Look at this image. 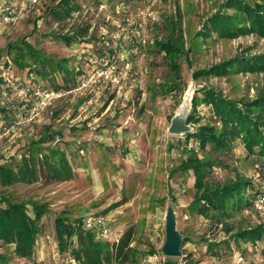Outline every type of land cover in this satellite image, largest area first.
<instances>
[{"label": "rangeland", "instance_id": "rangeland-1", "mask_svg": "<svg viewBox=\"0 0 264 264\" xmlns=\"http://www.w3.org/2000/svg\"><path fill=\"white\" fill-rule=\"evenodd\" d=\"M59 1L43 0L9 28L0 27V61L8 60L3 70L7 69L9 79L56 93L46 108L32 116L30 103L25 107L15 91L5 88L7 98H0V164L21 165L28 155L54 158L62 151L73 175L68 181L46 179L41 166L36 182L0 184V198L46 208L33 258L60 257L54 233L57 217L74 223L94 214L107 219L110 236L103 239L110 243L118 241L129 227L135 229V262L125 264H264V241L236 247L229 240L227 248L223 242L229 235L221 226L195 213L194 177L191 171H174L194 144H186L183 135L167 132L175 113H192V96L201 87L238 101H251L264 93V69L198 80L192 77L198 70L234 57L264 56V38L201 34L212 16L231 12L229 0H79L82 10L62 26L45 10ZM242 1L253 5L260 0ZM74 23L87 29L85 38L66 46L59 36ZM91 32L95 38L87 42ZM163 35L177 38L183 49L177 59L181 67L177 93L162 89L168 70L161 56L152 51L153 41ZM25 44L41 50L42 58L50 59L47 63L66 58L70 69L81 66L77 87L56 91L54 87L62 85L59 75L50 85L29 75L27 68L19 69L12 58L16 48L23 50ZM95 46L113 53L98 57ZM200 101L194 112L197 122L188 124L191 131L212 123L211 111ZM238 143L224 167H214L208 178L221 182L239 174L264 190V159L246 154ZM115 203L119 205L112 208ZM167 211L173 213L182 241L188 239L181 243L179 258L161 253ZM240 221L255 222L248 211L230 220L235 225ZM205 243L219 245V255L207 254ZM0 253L9 258L1 264L27 262L14 257L10 247L0 246ZM186 255L190 260L185 262Z\"/></svg>", "mask_w": 264, "mask_h": 264}, {"label": "trees", "instance_id": "trees-1", "mask_svg": "<svg viewBox=\"0 0 264 264\" xmlns=\"http://www.w3.org/2000/svg\"><path fill=\"white\" fill-rule=\"evenodd\" d=\"M42 1L39 0L36 6L41 5ZM227 6L231 12L212 16L203 25L205 30L201 33L203 36L215 33L224 39H231L244 34H254L264 38V0L253 5L242 0H229ZM45 10L53 22L62 26L75 12L82 10V5L79 0H60L54 6H46ZM86 31L87 29L74 23L59 37L66 46H70L84 39ZM88 38L87 42H90L92 38H95V34L91 32ZM24 47L23 50L16 48L12 58L19 69L27 68L29 75L33 74L36 78L47 80L49 84L55 80L56 74L59 75L62 85L54 87L53 90L56 91L64 92L77 87V76L83 74L81 66L70 69L66 58L47 63L50 59L46 56L42 58L41 50H36L28 44ZM7 48L11 49L8 45ZM95 51L98 57L108 52L113 53L105 47L95 46ZM152 51L161 56L168 70L161 85L162 89L170 94L177 93L181 78V67L177 59L183 54L177 38L163 35L160 39H155ZM262 57L264 56L234 57L220 64L211 65L208 69L198 70L192 77L198 80L201 77H220L240 71L259 72L264 69ZM8 90L11 89L8 88ZM199 93H201L200 97L197 95ZM199 99H201L200 103L206 105L211 111L212 123L200 125L194 131L183 135L185 143L191 142L194 147L186 149L187 157L174 171H191L194 177L192 201L195 205V213L221 226L223 232L229 235L227 241L223 242L227 248H229V240H232L236 247L240 243L254 245L257 241H264V220L253 209L254 199L258 194L264 193V190L239 174L221 182L208 178L214 167H224L225 159L233 155L237 141L246 154L257 155L264 159V93H260L251 101H238L226 98L215 89L201 87L192 96V113L187 118L188 124L197 122L198 117L194 112ZM51 138L53 136L49 137ZM55 152L53 151V154H57ZM57 156L34 157L31 154L21 159V165L12 166L2 163L0 164V184L11 186L18 182H36L38 178H41V166L45 169L42 176L46 179H54L58 182L72 180L71 168L64 153L59 151ZM118 205L119 203H115L112 208ZM243 211L253 215L255 222L248 221L242 224L240 221L236 225L230 222L233 217L239 216ZM45 213L44 206L0 198V246L10 247L16 258L32 260L35 243L41 230L40 220ZM54 233L60 256H71L78 264L135 262L136 251L132 246L135 234L133 227L126 229L118 241L110 243L103 238H98L94 231L84 230L80 219L73 223L66 218L57 217L54 220ZM187 242L188 239L182 241L183 245ZM205 245L207 254L219 255L216 251L219 245L213 243H205ZM242 251L244 250L240 253H243ZM65 253L70 255H64ZM189 258L190 256L186 255L183 261L186 262L190 260ZM8 259L7 255L0 253V264Z\"/></svg>", "mask_w": 264, "mask_h": 264}, {"label": "built area", "instance_id": "built-area-1", "mask_svg": "<svg viewBox=\"0 0 264 264\" xmlns=\"http://www.w3.org/2000/svg\"><path fill=\"white\" fill-rule=\"evenodd\" d=\"M39 0H0V27H10L19 21L27 10L36 6ZM17 82V83H14ZM18 78H11L5 75V87L0 90V98H7L5 88L15 91L18 100L27 107L31 115H38L39 110L46 108L56 94L53 91L40 89L37 85L28 87L21 85ZM58 95V94H57ZM59 96V95H58ZM253 209L264 220V193L258 194L253 201ZM82 228L87 231H94L98 238L110 236V228L107 219L103 216L94 214H86L82 217ZM121 236V235H120ZM241 257V255H240ZM242 258V257H241ZM25 264H78V262L70 257H58L53 261H39L33 258Z\"/></svg>", "mask_w": 264, "mask_h": 264}, {"label": "water", "instance_id": "water-1", "mask_svg": "<svg viewBox=\"0 0 264 264\" xmlns=\"http://www.w3.org/2000/svg\"><path fill=\"white\" fill-rule=\"evenodd\" d=\"M187 118L186 110L175 113L170 119L168 134L180 136L190 132L191 127L187 123ZM164 232L165 241L161 247V253L167 258H179L181 256L182 237L176 228L174 215L170 211H167L165 216Z\"/></svg>", "mask_w": 264, "mask_h": 264}, {"label": "crops", "instance_id": "crops-1", "mask_svg": "<svg viewBox=\"0 0 264 264\" xmlns=\"http://www.w3.org/2000/svg\"><path fill=\"white\" fill-rule=\"evenodd\" d=\"M2 52V51H1ZM2 57L0 56V59H1ZM8 60L6 59V61L5 62H7ZM1 62V61H0ZM5 62H1V64H0V69L2 70H0L1 72H0V86L2 87V88H4L3 86H4V83H5V75L7 74L6 72H7V69L6 70H3V67L5 68V66H6V63ZM56 258H57V256H56ZM51 259L53 260L54 259V255L53 256H51ZM50 259V260H51ZM49 260V261H50Z\"/></svg>", "mask_w": 264, "mask_h": 264}, {"label": "bare ground", "instance_id": "bare-ground-1", "mask_svg": "<svg viewBox=\"0 0 264 264\" xmlns=\"http://www.w3.org/2000/svg\"><path fill=\"white\" fill-rule=\"evenodd\" d=\"M186 99V98H185Z\"/></svg>", "mask_w": 264, "mask_h": 264}]
</instances>
